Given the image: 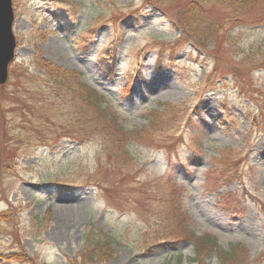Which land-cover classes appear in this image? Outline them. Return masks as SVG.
<instances>
[{"label":"rangeland","instance_id":"374dc122","mask_svg":"<svg viewBox=\"0 0 264 264\" xmlns=\"http://www.w3.org/2000/svg\"><path fill=\"white\" fill-rule=\"evenodd\" d=\"M219 1L11 0L0 264H264V0ZM48 64L103 96L125 145ZM185 231L215 247L198 260Z\"/></svg>","mask_w":264,"mask_h":264},{"label":"trees","instance_id":"16d2710c","mask_svg":"<svg viewBox=\"0 0 264 264\" xmlns=\"http://www.w3.org/2000/svg\"><path fill=\"white\" fill-rule=\"evenodd\" d=\"M195 3L197 1H201L202 5L204 4V0H193ZM222 1L224 0H220L217 4H220ZM256 4H261L263 2V0H254ZM208 2V0H206V3ZM193 10H187L185 11L182 15L181 18L179 19V23L181 22V24L183 25V29L185 31H189V30H196V25L197 23H199L201 25V20L199 19L198 15L199 14H194L192 13ZM189 33V32H187ZM61 71V70H59ZM57 70V68H54L51 65H46L45 66V72H48L49 74H52V76H47L48 79L50 81H52L53 84H56L58 86H61L63 84V80L64 83L66 82L65 86L67 87L68 84L73 87V88H67L69 90H73V94L76 95V97L78 98H82L84 99L85 97V101L88 103V106L90 107V109L92 110V112H90L91 115V119L93 117H95L93 119V124L95 126H99V128H109L111 131H107V134L111 136V144L113 141H115L117 143V145H119V148L122 147V145H125L126 142L123 144L122 139L120 138L119 134H123L122 133V129L120 128L119 124L116 123V120L118 119L116 115H113L109 112V109L106 110L105 108H101V101H102V95L99 94L98 92H96L95 89L88 87L87 85H84L83 83H81L78 79V76L76 73L74 72H59ZM47 75V74H46ZM77 82V83H76ZM167 109L173 110L175 111V114H177V118L174 119V117L172 118V121H176V123H178L179 121H181L182 119H179L182 117L185 108L184 105H177V106H167ZM84 110V109H83ZM86 110V109H85ZM93 113V114H92ZM85 114L88 116V113L85 112ZM186 232V238L190 239H194L193 240V244L194 247L197 249V254H198V260L201 259L202 257V253L210 250L213 247H215V244L213 243V238L209 235H202V236H194L191 232L189 231H185ZM96 243V241H93ZM238 251V249H237ZM235 251L233 248L230 251L224 252L221 251V254L217 256L218 259V264H238V262L241 260L240 257V252ZM219 252V251H218ZM8 257V256H7ZM200 263V262H199Z\"/></svg>","mask_w":264,"mask_h":264},{"label":"water","instance_id":"95a60500","mask_svg":"<svg viewBox=\"0 0 264 264\" xmlns=\"http://www.w3.org/2000/svg\"><path fill=\"white\" fill-rule=\"evenodd\" d=\"M12 23L11 0H0V85H3L8 78V67L16 49Z\"/></svg>","mask_w":264,"mask_h":264}]
</instances>
